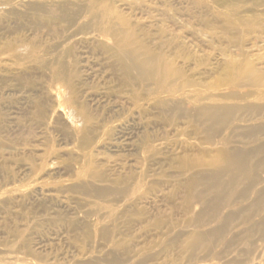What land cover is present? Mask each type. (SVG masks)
Listing matches in <instances>:
<instances>
[{"label":"rangeland","instance_id":"1","mask_svg":"<svg viewBox=\"0 0 264 264\" xmlns=\"http://www.w3.org/2000/svg\"><path fill=\"white\" fill-rule=\"evenodd\" d=\"M0 264H264V0H0Z\"/></svg>","mask_w":264,"mask_h":264}]
</instances>
